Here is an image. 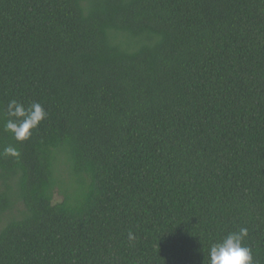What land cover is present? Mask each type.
<instances>
[{"label": "trees", "instance_id": "1", "mask_svg": "<svg viewBox=\"0 0 264 264\" xmlns=\"http://www.w3.org/2000/svg\"><path fill=\"white\" fill-rule=\"evenodd\" d=\"M1 224L0 264H204L241 227L264 264V0H0Z\"/></svg>", "mask_w": 264, "mask_h": 264}, {"label": "clouds", "instance_id": "2", "mask_svg": "<svg viewBox=\"0 0 264 264\" xmlns=\"http://www.w3.org/2000/svg\"><path fill=\"white\" fill-rule=\"evenodd\" d=\"M48 113L39 102H32L30 105L19 100L12 99L7 105V117L3 123L5 131L12 134L18 142H24L31 138L33 130L47 119ZM3 155L19 157L18 149L9 145L3 149ZM249 230L241 227L219 238L211 244L207 256L204 253V264H255L252 250L245 243ZM129 239L134 240L135 236L129 232Z\"/></svg>", "mask_w": 264, "mask_h": 264}, {"label": "rangeland", "instance_id": "3", "mask_svg": "<svg viewBox=\"0 0 264 264\" xmlns=\"http://www.w3.org/2000/svg\"><path fill=\"white\" fill-rule=\"evenodd\" d=\"M55 199H56V201H61L62 198L60 196L56 195ZM2 225L3 224L0 225V228L2 227Z\"/></svg>", "mask_w": 264, "mask_h": 264}]
</instances>
